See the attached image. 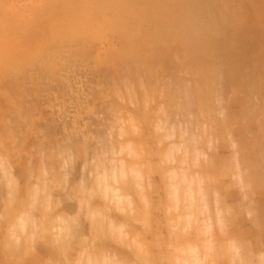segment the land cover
I'll return each instance as SVG.
<instances>
[{
    "label": "rangeland",
    "instance_id": "374dc122",
    "mask_svg": "<svg viewBox=\"0 0 264 264\" xmlns=\"http://www.w3.org/2000/svg\"><path fill=\"white\" fill-rule=\"evenodd\" d=\"M0 264H264V0H0Z\"/></svg>",
    "mask_w": 264,
    "mask_h": 264
},
{
    "label": "bare ground",
    "instance_id": "6f19581e",
    "mask_svg": "<svg viewBox=\"0 0 264 264\" xmlns=\"http://www.w3.org/2000/svg\"><path fill=\"white\" fill-rule=\"evenodd\" d=\"M233 249V248H232Z\"/></svg>",
    "mask_w": 264,
    "mask_h": 264
}]
</instances>
